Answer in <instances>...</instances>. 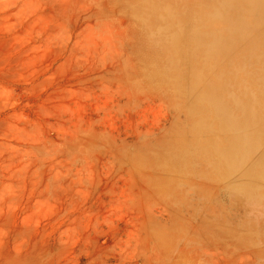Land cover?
<instances>
[{
  "label": "rangeland",
  "instance_id": "374dc122",
  "mask_svg": "<svg viewBox=\"0 0 264 264\" xmlns=\"http://www.w3.org/2000/svg\"><path fill=\"white\" fill-rule=\"evenodd\" d=\"M161 1L190 16L191 0H0V264H264V184L245 178L264 143L226 115L229 132H199L194 112L217 108L200 72L173 86L150 55Z\"/></svg>",
  "mask_w": 264,
  "mask_h": 264
},
{
  "label": "bare ground",
  "instance_id": "6f19581e",
  "mask_svg": "<svg viewBox=\"0 0 264 264\" xmlns=\"http://www.w3.org/2000/svg\"><path fill=\"white\" fill-rule=\"evenodd\" d=\"M161 3H155L145 16L146 25L155 29L151 34L155 51L150 55L154 63H162L160 70L173 86L178 85L177 78H186L190 67L200 72L206 83L201 96L214 100L217 108L209 116L197 108L193 116L199 132H229L222 117L231 116V124L246 130L244 140L253 148H260L264 143V26L252 12L260 4L264 14V0H191L187 1L188 18L181 16L180 5L166 9L167 4ZM161 7L164 13L158 14ZM257 26L262 28L256 30ZM172 42L177 44L175 53L169 50ZM171 64L178 71L167 69ZM204 147L201 153L212 157L214 169L228 162V152L224 153L219 146L209 148L210 157ZM179 155L180 151L174 157L175 164L180 161ZM218 156L223 161L218 162ZM256 164L262 166L260 172L255 173L251 167L245 178L264 184V150ZM246 190L250 192L249 188Z\"/></svg>",
  "mask_w": 264,
  "mask_h": 264
}]
</instances>
